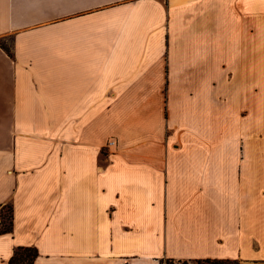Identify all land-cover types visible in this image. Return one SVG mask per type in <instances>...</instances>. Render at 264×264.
<instances>
[{
    "label": "crops",
    "instance_id": "1",
    "mask_svg": "<svg viewBox=\"0 0 264 264\" xmlns=\"http://www.w3.org/2000/svg\"><path fill=\"white\" fill-rule=\"evenodd\" d=\"M7 36L0 264H264V0H0Z\"/></svg>",
    "mask_w": 264,
    "mask_h": 264
},
{
    "label": "trees",
    "instance_id": "2",
    "mask_svg": "<svg viewBox=\"0 0 264 264\" xmlns=\"http://www.w3.org/2000/svg\"><path fill=\"white\" fill-rule=\"evenodd\" d=\"M2 47L11 54V49L8 46H4L2 41H0ZM7 206V216L4 217V214H0V234L11 232L13 230L14 224V215H13V206L11 203L0 204V210ZM38 256V250L36 247L32 246H19L16 248L14 254L9 259L8 264H32L34 259ZM168 260H173L172 258H166ZM204 260V259H203ZM206 260H216V261H234L239 263L238 260L234 259H206Z\"/></svg>",
    "mask_w": 264,
    "mask_h": 264
},
{
    "label": "rangeland",
    "instance_id": "3",
    "mask_svg": "<svg viewBox=\"0 0 264 264\" xmlns=\"http://www.w3.org/2000/svg\"><path fill=\"white\" fill-rule=\"evenodd\" d=\"M0 41H2V44L4 46L11 47L13 38L11 36H7L5 38H1ZM259 78L256 76L255 80V89H262L263 88V81L258 80ZM261 141H263L261 139ZM264 148V147H263ZM116 149V148H115ZM115 149L114 150L115 152ZM263 152V151H260ZM7 206H5L3 209L0 210V214L3 215L4 217L7 216ZM157 264H239L234 261H216V260H206V259H190V260H168L166 258H161L158 260Z\"/></svg>",
    "mask_w": 264,
    "mask_h": 264
},
{
    "label": "built area",
    "instance_id": "4",
    "mask_svg": "<svg viewBox=\"0 0 264 264\" xmlns=\"http://www.w3.org/2000/svg\"><path fill=\"white\" fill-rule=\"evenodd\" d=\"M117 140L115 137H110L107 141H106V147H108L109 149H115L117 147Z\"/></svg>",
    "mask_w": 264,
    "mask_h": 264
}]
</instances>
